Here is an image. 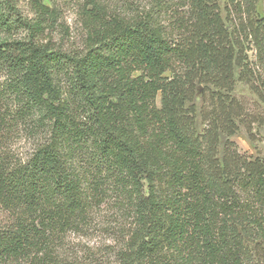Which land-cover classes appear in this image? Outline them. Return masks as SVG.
Masks as SVG:
<instances>
[{
  "label": "trees",
  "instance_id": "obj_1",
  "mask_svg": "<svg viewBox=\"0 0 264 264\" xmlns=\"http://www.w3.org/2000/svg\"><path fill=\"white\" fill-rule=\"evenodd\" d=\"M19 1L0 0L19 34L0 39V264H81L58 247L108 202L128 222L112 264H264V157L230 139L264 125L232 94L264 100L258 0H85L70 48L57 7ZM20 125L41 128L24 158Z\"/></svg>",
  "mask_w": 264,
  "mask_h": 264
},
{
  "label": "rangeland",
  "instance_id": "obj_2",
  "mask_svg": "<svg viewBox=\"0 0 264 264\" xmlns=\"http://www.w3.org/2000/svg\"><path fill=\"white\" fill-rule=\"evenodd\" d=\"M104 1L108 6H113L117 3L116 5L119 9L126 8L128 4L127 0ZM145 1L147 0H141L143 3ZM44 2L60 10V25L51 34L52 41L63 48L80 47L85 35L80 10L85 0H44ZM218 2L223 8L224 0H218ZM17 5L24 16L31 15L25 0H20ZM263 9V0H258L256 11L262 13ZM222 15H225L223 11ZM227 25L230 27L229 24ZM18 35L15 31L0 29V39L15 38ZM249 54L250 58L253 59L251 52ZM238 72L239 69L236 70V75ZM201 87V85L197 86L194 97L198 110L201 103ZM232 94L242 100L248 110L254 111L260 107L264 112V100H261L257 94L252 92L246 83L236 81ZM196 128L198 131L202 129L199 115L196 118ZM40 130L41 128L38 130L35 128L31 129L27 125L15 126L14 130L9 133L6 143L8 151L17 157L24 158L32 151L39 140L41 136ZM250 134L252 136H249ZM250 134H248L246 127L240 124L239 129L230 136V139L236 143L241 153L251 158L256 156L264 157V125L252 123ZM226 138V136H220V153ZM108 203L96 208L89 226L85 230L67 233L63 239V244L58 247V252L77 259L81 264H112L115 251L122 245L128 222L122 219L115 207L110 206ZM2 218L3 216L0 212V220Z\"/></svg>",
  "mask_w": 264,
  "mask_h": 264
}]
</instances>
